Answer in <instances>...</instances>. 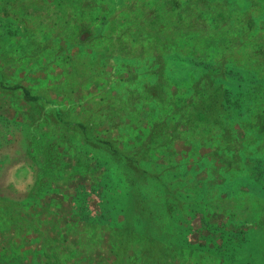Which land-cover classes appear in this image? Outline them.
Listing matches in <instances>:
<instances>
[{
  "label": "rangeland",
  "instance_id": "obj_1",
  "mask_svg": "<svg viewBox=\"0 0 264 264\" xmlns=\"http://www.w3.org/2000/svg\"><path fill=\"white\" fill-rule=\"evenodd\" d=\"M40 1H35L39 11L34 12V17L30 16L27 32L24 34L7 35L0 25V66L5 75L21 79L20 84L25 86L27 84L30 88L40 91L41 95L44 93L47 98L61 106L71 103L73 99L75 102H81L76 103L74 107L78 108L75 115L72 117L68 113L69 117L67 114L66 120L69 118L77 120L80 117L84 119L95 111L100 116L110 110L113 111L111 114H114L117 110L122 112L119 120L124 124L119 122L116 127L114 126L115 137L120 141L118 144L120 149L117 152L108 148L103 142L105 139L101 143L89 140L101 146L100 158L109 160L106 163V172L103 171L104 162L102 166L88 170L84 164H78V157L75 155L69 153L65 157L69 158V162H64L67 165L64 168L73 176V179L69 180L71 184L82 183L87 186L99 181L108 186L107 190L103 189V193H107L106 200L101 201L93 195L85 199L80 211L87 214L89 220H79L78 215L69 212L75 197L69 194L71 184L69 186L67 183L61 184L59 185L61 192L63 190L68 192L61 204L64 215L48 216L47 236L42 233L45 239L39 235L43 230L40 225L29 220L24 221L29 229L39 233L32 234L31 246H20L19 250H11L3 256L0 264H115L116 259L118 264H241L220 262L217 258L200 254L203 260L200 255L188 250L178 251V248H169L167 244L157 246L159 240L167 241L171 238L170 231L174 227L168 226L165 220L164 233L148 238L151 230L147 227V221L153 216L156 217L151 214L154 211H151L150 204L152 201L160 203L158 195L153 200L150 196L161 192L163 185L168 184L169 180L166 177L169 174L161 175L157 179L150 175L151 170L147 164L136 167L134 166L136 164L130 161L128 166H121L117 161L118 165H113L111 162V158L123 157L125 160L140 155L147 147L143 140L148 138L147 131L150 128V124L144 122L145 115L151 114L152 110H160L161 117H164L165 113L162 110L168 108L167 103L173 102L169 96L183 99L187 102L188 108H191L200 98L206 100L213 97L221 87L228 90L230 98L237 99L234 111H219L211 99L209 113H206V116H202L201 110L195 107L187 111L186 106L179 112L180 118L176 120L179 121L178 125L185 127V121L189 122L187 130H191V135L178 140L193 144L194 149L185 147L184 143L179 144L176 140L164 145L167 140L165 134L155 141L159 144L158 148L163 149L166 146L174 152L178 164H181L178 169L185 173V179L189 182H192L190 179L196 180V176L207 178L210 175L207 181H213L214 185L209 189L204 187L207 181L201 182L198 197L207 193L210 197L233 199L222 204L223 206L213 203L211 211L216 215L212 224L219 225V229L222 226L230 227L231 223L234 226L239 224L247 234L252 230L256 233L258 231L262 236L257 241L264 246V212L257 203L264 200V189H260V183L253 181L255 178L253 175L256 173L253 171L255 161H261V169L264 172V0L175 1L186 6V10L180 14V19L176 23L167 18L171 13L167 11V5H174L171 3L173 0H81L82 15L76 21L95 25L94 35L81 44L76 43L75 37L71 40V52L81 55L83 64L68 78L84 93H74L73 98L68 100L56 92L58 89L69 88L66 70L60 72L56 67L62 68L59 66L61 54L57 53V50H60L59 46L62 44L68 49L69 41L64 42L62 38L60 42L58 41L56 35L62 29L59 28L61 24L54 21V14L49 9L52 4L46 0L42 3ZM130 2L134 5L125 10L120 9L122 11L114 16L119 11L120 4L124 6ZM75 3L74 1L72 4ZM23 5V1L14 3L12 0H0V24L5 21L3 27L10 30L9 24H16L15 19L24 13L30 14V9ZM154 8H162L161 14L164 18L154 17L156 16L152 13ZM119 14L126 18L125 23L130 27L128 33L136 42H132L127 34L120 35L122 27L121 29L118 27L121 20ZM90 19L94 21L91 22ZM41 21L44 27L39 30L36 25ZM54 26L57 29L53 28ZM112 35L114 40H108ZM119 36L121 40L130 41L127 49L117 44ZM116 47L122 48L123 51L118 52L115 50ZM150 48H154V51ZM156 55L162 56L165 61L164 86L161 83L164 94L158 92L150 98L144 94L148 91V83H153L156 78L153 74L144 73L146 68L143 67V60L148 63L152 61V56ZM107 58L111 59V62L103 60ZM90 62L94 65L91 69ZM206 63L214 65V70H211L209 75L207 68L203 66ZM95 69H98L100 77L118 71L126 82L124 89L112 84V79L106 78L102 81L95 78L87 84V79L94 75ZM125 70L131 74L127 75ZM117 77L116 74L115 78ZM98 83L111 87V96L117 97L118 105L95 110V100L99 98L96 88L99 87ZM93 84L95 86H92ZM48 88L55 89L47 91ZM45 90L46 92H42ZM140 91L143 92L139 95ZM19 93V90L7 87H4V92L0 91V113L7 119H17L14 128L19 134L25 128L22 136L27 131L28 124L33 122L28 134L31 137L30 145L34 150V157L26 162L28 165L12 166L8 160L4 162L0 171V191L6 192L10 197L27 196L35 191L38 194L37 199L45 200L42 198L44 194L53 192L51 184L49 183L47 187L45 183L50 182L55 175L63 174L61 167L63 153L57 146L65 149L66 142H55L53 136H56L54 132L57 131L46 126L47 121L51 125L55 122L47 106L38 104L29 106L27 107L29 115L18 113L21 109L19 106L23 105ZM103 94L105 92L100 96ZM137 106H140L138 110ZM198 115L200 116L197 120L194 117ZM149 117L151 119L152 115ZM114 121H117L116 117L113 121L105 119L102 126L93 128L92 132L94 134L99 132L97 134L102 135L101 132L108 128V123ZM207 121L208 125H205ZM130 122L131 126L127 127ZM174 123L175 121L170 127L178 129L179 126H175ZM66 128L71 135L68 136V141H73L77 129L71 125ZM51 129L53 133L50 136ZM224 129L240 138L238 144L230 142V139L221 134ZM44 131L48 136L36 137ZM200 133L210 134L211 138L200 141ZM140 139L142 143L138 142ZM233 143L241 147V156L245 160L243 162L239 159L241 167L227 172V162L232 165L234 159L221 158L214 154L212 149L221 154L222 150L230 149L229 145ZM132 144L140 145L132 149L129 147ZM123 148L125 150H122ZM156 154L150 152L149 159L157 162L160 158ZM242 162L248 167H244ZM261 180L264 181V175ZM241 192H245L247 197H250L249 200L243 197ZM57 194L51 199L53 209L59 208L58 199L61 195ZM182 224L178 226L182 227ZM132 226L134 230L131 229ZM247 238L257 242L251 239L252 236ZM191 240L193 241L192 238ZM151 243L154 245L153 248ZM112 250L113 254L115 251L120 254L110 263L107 257L111 259L109 253ZM248 251L250 253L251 250ZM158 252L161 253L157 254ZM256 253L260 255L256 250H253L251 255L256 256ZM1 254L2 252L0 256ZM259 258L258 256L255 261L252 258L247 260L253 263ZM105 260L108 263L104 262ZM261 263H264V259H260Z\"/></svg>",
  "mask_w": 264,
  "mask_h": 264
},
{
  "label": "trees",
  "instance_id": "obj_2",
  "mask_svg": "<svg viewBox=\"0 0 264 264\" xmlns=\"http://www.w3.org/2000/svg\"><path fill=\"white\" fill-rule=\"evenodd\" d=\"M14 3L17 2H24V7L30 9V14H22L19 18L15 19L16 24H9L11 27L10 30L3 27L4 24H6L5 21H2L0 24L2 26L3 31L7 35H13L17 36L19 34H24L27 32L28 22L30 21V16L34 17V12L39 11V7L35 6L36 0H12ZM48 3H51L52 5L49 7L50 10H52L54 14V21L59 22L61 26L59 28H62L61 31L59 30L57 39L60 42L61 38L62 40L69 41L67 42V45L69 48H65V45L62 44L59 46L60 50H57V53L61 54V63L59 66L62 68L56 67L59 69L58 71L63 72L66 70V81L69 84V88L66 89H58L56 90L57 93H61L60 96L64 98L65 100H68L72 97L74 93H84L82 89L76 88L77 86H74V82H71L68 76L74 73V71L81 67L83 64V61H81V55L78 53L71 52V40L76 39L77 44H81L85 41H88L92 38L94 35L93 32V26L95 25H89L85 22L76 21L79 16L82 14L80 13V1L81 0H46ZM76 2L75 5H73V2ZM175 1L180 0H173L170 4V6L167 5V11L171 12L170 16L167 17L170 19L169 21H172L173 23H176L180 19V14L186 10V6L182 3H176ZM43 0L40 1L42 3ZM134 3L130 2L124 6L120 4L119 11L114 14L118 15V13L122 10L120 9H128L130 8ZM173 8V9H172ZM131 11V10H129ZM162 8H154L152 13L156 14L154 17H161L162 14ZM160 12V13H159ZM120 17V23L118 24V27L122 31L120 32V35L127 34L130 27L126 25V18L122 17L121 14H119ZM64 18H67L66 20ZM164 18V15L162 16ZM91 22L94 21L90 19ZM105 20V19H104ZM42 21L37 24V28L40 30L42 29L41 25ZM57 25V24H55ZM56 28L57 27H53ZM130 36V40L132 42H136L135 38ZM112 36L108 37V40H112ZM115 37V36H114ZM119 36L116 40L117 44L121 45L124 49L128 48L127 45H130V41H124L121 40ZM114 40V39H113ZM155 42V39L152 40ZM118 50V52H122V48L116 47L115 50ZM152 51H154V48H150ZM57 57V55H56ZM161 57V58H160ZM158 57L152 56V61L150 62H144L143 60V67H145V74H153L156 78V80L153 83H148V91L145 92V96L153 98L155 93L160 92V94H164V90L161 88V83L164 86V66L165 61L162 59V56ZM93 59V58H92ZM146 59V58H144ZM106 61L111 62V59H103ZM58 66V65H57ZM205 68H207V75L210 74L211 70H214V65L211 63L203 64ZM90 69L94 67V65L90 62L89 65ZM217 69V67H215ZM94 75L92 77H89L87 79V84L91 83L93 81L92 79L98 78L102 81V79H112V84L117 85V87H121L124 89L126 82L123 79L121 75L117 72H111L109 74H104L100 77V73L98 69H95L93 71ZM125 73L131 74V72H128V70H125ZM118 75L117 78H115V75ZM65 76V75H64ZM62 75V77H64ZM61 77V78H62ZM68 78V79H67ZM158 78V79H157ZM83 79V78H82ZM86 79V78H85ZM84 79V81H85ZM21 79H15L11 76H6L5 72L3 71L2 67L0 66V91L4 92V87H7L8 89L13 90H19L20 93L18 96H20L21 101L23 102V105L19 106L21 107L20 111H18L19 114H28L29 110L27 107L32 105L36 106L38 104L39 106H47V108L51 111L50 113L53 115V118L55 119V122L53 125L47 121L46 126L50 127L52 129H55L57 132L55 133V137L53 136L54 141L56 142H66L65 149L62 148V146H57L58 149L62 150L63 155L61 156V167H62V175H55L50 182H46L45 185L48 187V184L50 183L53 189V192L46 193L42 197L45 200H39L37 199V193L35 191L30 192L27 196L22 195L21 196H12L10 197L6 192L0 191V252H2L0 256V261L3 258V256H6L11 250H19L20 246H31L32 244V234L33 233H39V232H33L32 229H29L26 224H24V221L29 220L31 223H36L42 227V231L40 232V236H45L47 233V229L49 228L46 225V222L48 223V216L52 217L55 215H64L62 213L63 206L61 204L63 203V197L66 196L68 192L63 190L61 192L60 186L61 184L67 183L68 186L71 184L69 180L73 179V176L70 173H67L66 169L64 167H67V165L64 164V162H69V158H65L69 153L75 155L78 157V164H84L88 170L89 168L93 167H99L102 166L104 162V168L103 171H107L106 163L109 160H103L100 158V148L101 146H98L97 144L92 143L89 140H94L96 143L103 141L107 144L108 148H111L113 151L117 150L119 151L118 144L120 143L119 139L115 137V129L117 124L120 122V117L122 115V112H117V110L114 112V114H111L113 111L110 110L106 114H103L100 116L96 113V111L92 114H89L86 118H78L77 120H71L69 118L68 120L65 119V116L67 118V114H71L72 117L75 115V112L77 111L76 103L81 102H75L71 101V103L61 106L60 104L54 102V100H51L50 98H47L45 94H40V91L34 90L30 88L27 84L22 85ZM102 83V82H101ZM101 83H98L96 87L97 88V95H99V98L95 100V110L111 107L118 105V100L116 96H111V87L102 86ZM92 86H95L94 84ZM92 88V87H91ZM47 89V88H46ZM55 88H48L49 90H54ZM37 91V92H35ZM29 92V94L27 93ZM42 92H46L42 91ZM55 92V93H56ZM105 92L102 96H100L101 93ZM143 91H140L139 95L142 94ZM229 92L225 88H220L218 92L213 95V97H209V99H202L200 98L199 101L195 102L193 107L195 109L201 110L200 114L202 116H206V113H209V107L211 104V99L213 101L214 105H217V108L219 111H234L237 107V99L230 98ZM236 96H238L236 94ZM73 98V97H72ZM106 98V100H105ZM53 99V98H52ZM169 99L172 102V104H168V108L166 110H162L164 112V117H161L160 110H152L151 114L152 118L150 119L149 115L146 114V120H144L145 123L150 124V128L147 131L148 138L144 139L145 145H147L146 148H144L140 155L131 159H125L122 158H116L112 159L111 162L113 165H118V163L121 166H128V162H134L136 167L140 166L141 164H147L149 169L151 170L150 175L154 176L155 178L159 179L161 175L169 174L166 179L169 180L168 184H164L161 192L152 194L150 198L153 200L157 195L160 199V203L151 202L150 209L152 212L151 214L155 215L156 217H151L147 221V227L151 230L150 235H148V238H153V236L164 233L166 225L165 220L168 223V226L171 225L174 228L170 231V239L167 241L159 240L160 242H157L156 245H162L167 244L169 248H178V251H190L197 255H205L208 257H214L222 261L232 262V263H241V264H260V259H264V246L261 242H258V238L262 236L255 231L252 230L250 234H247L245 230L241 228V226L238 224V226H234L233 223L229 225L230 227H224L222 226L221 229L218 228L217 224H212L214 215L211 211V207H213V203H218L221 206L222 204H225L233 199H225L224 197L216 198V197H210L207 193H204L201 195V197H198V191L200 186H202L201 182L207 181V178L209 179L210 175L206 178L205 176H196L195 179H190L192 182H189L187 179H185V173L181 172L178 167L181 166V164H178L179 161L176 160L174 157V152L169 150L166 146L163 149L158 148L159 144L155 141L157 138H159L165 134L167 137V140L164 145H168L169 143H172L173 141H178L179 144L184 143L185 147H190V149H194L195 146L193 144H187V142H180L178 139H181L186 135H191V130H187L189 127V122L185 121V127H182L181 125H178L179 121L176 120L180 118L179 112L181 110H184L188 104L187 102H184L183 99H178L176 97L169 96ZM233 99V100H232ZM90 101V98H88ZM121 101V100H120ZM27 102V103H25ZM40 103V104H39ZM65 103V102H64ZM68 103V102H67ZM3 105H5V102H3ZM188 108L187 111H191L192 108ZM140 108V106H137V110ZM135 109V110H136ZM234 109V110H233ZM237 111V110H236ZM68 114V117H69ZM116 114L118 116H116ZM218 116L217 114H215ZM200 115L198 117H194L198 120ZM117 118V121H114L112 123H108V128L104 129L101 133L102 135H98L97 132L94 134L93 128H96L97 126H102L105 119H109L110 121H113L114 118ZM83 119V120H82ZM91 119V121H90ZM219 119V117L217 118ZM17 119H7L4 114L0 113V171L3 169L2 164L6 162L7 160L11 163L12 166H15L16 164L20 165H28L26 162L29 159H33L34 157V150L31 149V137L28 134L29 128L33 127V122L31 121L28 125V129L25 132V134L22 136L21 134L25 130V128L22 130V133H16L17 129L14 128L17 124ZM35 121V120H34ZM95 121V123H93ZM175 121V126H179L178 129L173 127H170V124ZM240 121V120H239ZM124 124V122H120ZM126 124V123H125ZM71 125L74 126L77 131L74 135L73 141H68L69 131H67V126ZM205 125H208V121ZM131 126V122L128 123L127 127ZM161 128V130H159ZM52 129L51 134L52 135ZM63 130V132H61ZM166 130H169L166 131ZM49 131V130H48ZM101 131V130H98ZM49 133V132H48ZM209 133V132H206ZM206 133H200L201 138L200 141H203V139H210L211 137L207 135ZM222 135L226 136L227 139H230L231 141H234V143L238 144L240 138L236 136L234 133H230L226 129L223 130L221 133ZM45 136H48L47 133L41 132L39 133V136L36 135L37 138H43ZM88 137H90L88 139ZM92 137V138H91ZM170 138V139H169ZM202 139V140H201ZM77 140V141H74ZM152 140V141H151ZM86 142V144H85ZM134 142V140H133ZM138 142L142 143V139L138 140ZM79 143V144H78ZM230 144V149L222 150L219 154L214 149H212L214 154H218L221 158H232L234 159V164L230 165L229 162L226 164L227 172H230L231 170H236L241 167V161L244 162V158L241 156V147L234 144ZM186 144V145H185ZM140 144H132L129 147H132V149H136L139 147ZM122 150H125L123 148ZM71 151V152H70ZM121 151V150H120ZM123 152V151H122ZM120 152V153H122ZM150 152H156L159 155V158L157 162H154L152 159H149V153ZM61 153V154H62ZM144 154V155H143ZM156 154V155H157ZM143 155V156H142ZM74 156V157H75ZM115 156V155H114ZM123 156V155H122ZM5 157V158H4ZM7 157V158H6ZM117 157V156H116ZM211 160V159H210ZM208 160V161H210ZM118 163H117V162ZM160 161V162H159ZM242 162V163H243ZM254 168L253 171H255V175H253L254 183H260V189H264V181L261 180L262 176L264 175L263 169H261V161H255L254 162ZM244 167H248V165H245L243 163ZM159 167V168H158ZM66 171V172H65ZM214 171V170H213ZM212 171V172H213ZM95 177V176H94ZM107 176L104 178L106 179ZM192 178V177H191ZM181 181H184V183H180ZM213 181H207L206 184H204V187L207 188L214 185ZM43 183V182H42ZM80 183V182H79ZM163 183V182H162ZM170 183V184H169ZM67 186V187H68ZM58 187V188H57ZM1 188V187H0ZM66 188V187H65ZM206 188V189H207ZM58 189V190H57ZM70 189V195L75 197V202L69 207V212L75 213L78 215L79 220H86L88 221V215L84 214L80 209H82V206L84 205V201L87 197H90L93 195V197L98 198L99 200L103 201L107 199V193H103V189L107 190L108 186L107 184H104L97 181L94 183H90L87 186L85 184H71L69 186ZM214 189V188H212ZM211 189V190H212ZM214 191V190H213ZM60 193L61 198L58 199L59 201V208L53 209L52 208V202L51 199H53L54 195ZM62 193V194H61ZM243 197L247 198L249 200L250 197H247L245 192H241ZM58 195V194H57ZM63 195V196H62ZM204 195V196H203ZM261 205V211L264 212V200H259L257 202ZM153 205V206H152ZM220 213V212H216ZM36 214H38L36 216ZM223 220V218H221ZM100 221V220H99ZM188 222V223H187ZM180 223L182 224V227H179L178 225ZM161 225V226H160ZM47 227V228H46ZM218 228V229H217ZM134 230V226L131 228ZM46 232H43V231ZM163 230V231H162ZM162 231V232H161ZM42 236L44 239L45 237ZM47 236V235H46ZM247 236H252V240H256L257 242L250 241ZM193 239V241L191 240ZM246 241L244 242V239ZM151 248L154 247V245L151 243ZM119 250V247H118ZM168 250V249H167ZM248 250H251L250 253ZM256 250L260 252L256 253L255 255H251L252 251ZM110 251V250H109ZM109 251L107 253H109ZM112 253V254H111ZM109 253L111 256V259L107 257V261L112 263L114 261V257H119V254L117 251L114 252L113 250ZM161 252H158L157 254H160ZM118 254V255H117ZM114 255V256H113ZM136 256V254H134ZM200 255V256H201ZM260 257L259 260L256 262L250 263L247 259L252 258L254 261L257 257ZM138 257V256H136ZM203 259V257L201 256ZM204 260V259H203ZM106 260L104 262L108 263ZM115 264H118L117 259L115 261ZM264 264V263H261Z\"/></svg>",
  "mask_w": 264,
  "mask_h": 264
}]
</instances>
